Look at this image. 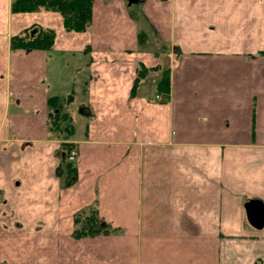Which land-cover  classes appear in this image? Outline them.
<instances>
[{"label":"crops","instance_id":"0c3cea01","mask_svg":"<svg viewBox=\"0 0 264 264\" xmlns=\"http://www.w3.org/2000/svg\"><path fill=\"white\" fill-rule=\"evenodd\" d=\"M12 1L0 0V264H264L246 209L264 206V0H143L138 18L128 0H93L85 32ZM143 17L169 47L165 102ZM38 29L55 33L50 50L13 49ZM59 110L69 128L56 132ZM90 209L116 233L74 237Z\"/></svg>","mask_w":264,"mask_h":264},{"label":"trees","instance_id":"16d2710c","mask_svg":"<svg viewBox=\"0 0 264 264\" xmlns=\"http://www.w3.org/2000/svg\"><path fill=\"white\" fill-rule=\"evenodd\" d=\"M92 8L93 0H13L11 10L13 13H33L43 11L58 12L63 17L64 27L69 32H85L89 29L92 21ZM32 32V31H31ZM30 31H26L23 35L13 38V49L23 50H50L54 44L55 33L52 30H35L34 35ZM148 34L141 31L139 33V45L141 49L152 46V41L148 43ZM166 45V44H165ZM155 54H158L156 47ZM167 52H169V47ZM156 55V56H157ZM168 53L166 60L169 62ZM157 56V57H158ZM161 70V71H160ZM151 71H160L159 77H157V99L159 101H168L170 98L171 91V70L168 67L158 66L156 69ZM150 73V70L145 67H141L137 72V78L132 89V93L136 94V91L142 80ZM158 74V73H157ZM53 100H51V103ZM68 115L63 113L61 110L56 112L52 116L51 129L56 132L68 130ZM68 120V121H67ZM65 128L62 129L63 124ZM71 125V124H70ZM62 129V130H61ZM68 147L67 159L70 152L73 150V146L65 144ZM71 169L69 171V184H73L76 180V168L73 167V162H70ZM77 228L74 233V237L78 239L82 238H95L100 235H110L116 233L115 230L111 229L110 225L107 224L103 219L100 218L96 209H90L88 212L81 213L76 217Z\"/></svg>","mask_w":264,"mask_h":264},{"label":"rangeland","instance_id":"374dc122","mask_svg":"<svg viewBox=\"0 0 264 264\" xmlns=\"http://www.w3.org/2000/svg\"><path fill=\"white\" fill-rule=\"evenodd\" d=\"M130 1V0H129ZM143 0H141L140 3H133L131 4V7H130V10H131V13H133L137 18L140 16H142L140 13H141V9L144 5V2H142ZM43 11V10H41ZM40 12V11H39ZM45 12H52V11H45ZM58 13V12H57ZM60 14V13H59ZM62 16V15H61ZM140 20H142L143 22V30L145 33H149L148 34V37H149V40H148V43H150V41L152 40V35L153 32H155L153 30V28L149 27V25L146 23V20H145V17L143 18H139ZM152 43L153 45L156 47V50L158 52V54L160 55V59H161V66L162 67H168L171 63V60L168 62V60H166V55H167V47L165 44H167L165 41H162L159 42L157 39H154V41L152 40ZM154 79L156 78V75L153 77Z\"/></svg>","mask_w":264,"mask_h":264},{"label":"water","instance_id":"95a60500","mask_svg":"<svg viewBox=\"0 0 264 264\" xmlns=\"http://www.w3.org/2000/svg\"><path fill=\"white\" fill-rule=\"evenodd\" d=\"M137 3V0H130L129 4ZM249 222L258 229L264 226V206L261 203L250 202L246 206Z\"/></svg>","mask_w":264,"mask_h":264},{"label":"built area","instance_id":"2783aa9c","mask_svg":"<svg viewBox=\"0 0 264 264\" xmlns=\"http://www.w3.org/2000/svg\"><path fill=\"white\" fill-rule=\"evenodd\" d=\"M77 157V150L73 149L68 157L69 161H75ZM1 201V199H0Z\"/></svg>","mask_w":264,"mask_h":264},{"label":"flooded vegetation","instance_id":"af4514ba","mask_svg":"<svg viewBox=\"0 0 264 264\" xmlns=\"http://www.w3.org/2000/svg\"><path fill=\"white\" fill-rule=\"evenodd\" d=\"M129 1V0H128ZM139 1H141V0H137V2H139Z\"/></svg>","mask_w":264,"mask_h":264}]
</instances>
